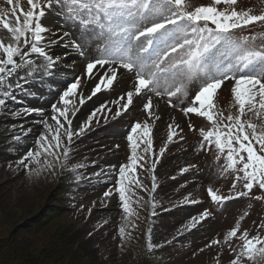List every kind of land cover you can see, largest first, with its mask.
<instances>
[{"label":"rangeland","instance_id":"rangeland-1","mask_svg":"<svg viewBox=\"0 0 264 264\" xmlns=\"http://www.w3.org/2000/svg\"><path fill=\"white\" fill-rule=\"evenodd\" d=\"M189 2L193 8L207 6L203 0ZM20 3L28 9L27 0ZM52 3L42 23L45 26L48 19L53 21L47 33L52 37L61 30L58 37L66 39L72 50H59L58 43L50 42L47 54L61 62L69 52L76 51L80 69L66 76L52 72L53 66L45 68L47 61L33 54V70L18 69V74L8 78L13 97L5 98V104L0 106V256L15 257L18 264H231L243 242L233 238L224 243L229 230L239 224L238 236L246 230L249 237L264 238V190L254 186L247 195L235 198L237 193L247 192L244 181L236 180L237 173L223 170L225 157L214 146L205 144L201 148L200 130H208L210 124L203 117L185 115L181 110L189 106L200 81L188 85L186 96L173 97L174 107L168 105L166 95L157 97L145 90L139 96L134 93L125 110L127 93L134 92V84L122 82L124 69L118 68L111 87L102 86L92 95L110 67L97 66L91 75L87 71V64L102 55L98 47L103 40L102 30L97 27L95 32L88 30L91 35L86 34L68 18L60 0ZM245 3L256 5L261 0ZM0 8L10 6L0 0ZM247 30L245 33L258 37L259 44L264 28ZM0 38L10 42L9 34L2 29ZM224 51L225 47H221L220 52ZM65 62L72 65L70 60ZM129 74L135 82L134 74ZM77 80L80 83L76 94L66 98L70 101L68 119L74 133L81 127L84 130L74 134L69 143L64 135L67 121L53 112V105L66 107L60 97ZM17 83L20 87H15ZM232 85L233 81H227L215 99L216 108L225 116L237 111ZM149 96L151 115L143 108ZM53 116L64 125L60 129L61 149L67 147L69 155L65 158L58 150L59 159L47 157L53 164L51 168L45 167V158L41 157L40 164H31L30 168L42 170L38 175L30 174L20 161L28 151L38 149L36 142L42 135L50 140L55 134L57 121ZM249 118L259 122L252 113L245 116ZM137 122L150 127L152 150L144 152L146 138L141 133L137 137V155L143 159H138L134 172L126 171L128 178H135L141 185L137 187L134 182L130 186L125 180L132 193V215H128L119 199V169L130 164L128 135ZM169 125L175 133L172 141H168ZM162 147L165 151L161 154ZM209 188L217 195L233 198L214 202ZM106 192L111 194L105 196ZM205 211L210 215L190 227ZM121 227L125 229L123 237ZM212 240L221 243L208 246ZM241 264H264V257L241 258Z\"/></svg>","mask_w":264,"mask_h":264},{"label":"snow or ice","instance_id":"snow-or-ice-1","mask_svg":"<svg viewBox=\"0 0 264 264\" xmlns=\"http://www.w3.org/2000/svg\"><path fill=\"white\" fill-rule=\"evenodd\" d=\"M64 5L65 14L76 22L78 28L89 29L95 32L99 27L102 30L103 40L98 42L102 51L100 58L87 64V71L91 75L99 66L109 65L107 73L101 76L100 83L96 84L92 95L104 88L111 87L117 77V69H124L135 76L134 92L127 93V103L123 105L126 110L132 103L135 95L143 91L152 92L157 97H168V105L174 107L173 97L186 96L188 85L200 81L198 90L192 97L189 106L181 110L185 115L195 114L203 117L210 124L208 130L201 129V148L205 144L217 149L225 157L224 171L237 173L236 180H243L247 192L237 193L235 198L247 195L254 186L264 190V35L256 41V35L240 36L233 39L234 30L253 25L264 24V12L255 15L249 10L238 11L235 9L237 0H212L211 5L192 7L189 0H60ZM10 8H0V29L9 34V41L0 38V106L5 104V98L13 97L10 89L12 84L8 78L17 73L18 69L33 70L35 61L30 57L35 54L43 57L47 64L45 68L53 66V59L47 54L42 42L45 34L50 31L43 25L42 19L46 15L45 9H51L52 0H27L28 9L25 10L20 0H4ZM224 4L229 10H220L217 6ZM68 35V33H64ZM81 48L80 44H75ZM225 47L224 52L220 48ZM219 52V56L217 53ZM83 55V52H81ZM30 74V73H29ZM227 81H233L231 95L237 111L227 116L216 108V96ZM80 81L71 83L63 92L60 100L66 106L59 109L53 105V112L64 117L68 127L64 135L71 143L74 133L71 129L72 121L68 119L67 97L77 92ZM15 87H20L17 83ZM91 98V97H89ZM183 101H181L182 103ZM80 103H84L81 98ZM152 97H147L143 105L145 111L151 115ZM33 111V110H25ZM252 113L256 120L245 119ZM95 114V113H94ZM119 115V112L117 113ZM57 121L55 134L49 140L41 136L37 140L38 149L28 151L20 161L30 174H39L41 168L31 169V164H40L44 157L45 167L51 168L53 164L47 157L59 159L60 154L67 158V147L61 149L60 129L64 125ZM89 116L88 120L91 121ZM46 127H49L45 124ZM195 130L192 125H189ZM168 141H172V126L169 125ZM51 130V129H50ZM151 129L147 123L143 126L137 122L128 135L131 146L130 164L122 165L119 169V199L123 211L132 215L131 188L128 185L141 186L135 178H128L135 171L138 159L137 137L142 133L146 139L144 152L152 150L150 138ZM136 134V135H133ZM54 141V143H53ZM165 148L160 149L162 154ZM219 159V156L217 157ZM27 161V163H26ZM155 169V163L152 164ZM182 171H187L183 169ZM242 173V175H240ZM153 176L152 190L156 188ZM235 183L233 184V188ZM210 198L217 203L233 197L217 195L211 188L208 189ZM111 193L106 192L105 196ZM258 199L260 197H257ZM210 213L205 211L198 219H194L190 227L206 219ZM239 224L229 230L224 237V243L233 238H239L242 249L231 261V264H241V258L256 259L257 255L264 257V238L259 236L249 237L245 230L238 236ZM123 237L125 229L120 228ZM220 240H212L208 246L220 244ZM152 247L151 244L148 245Z\"/></svg>","mask_w":264,"mask_h":264},{"label":"bare ground","instance_id":"bare-ground-1","mask_svg":"<svg viewBox=\"0 0 264 264\" xmlns=\"http://www.w3.org/2000/svg\"><path fill=\"white\" fill-rule=\"evenodd\" d=\"M54 24L55 23L53 21H50V19H48L47 25H45V26H47V28H50ZM55 29L58 30L57 32H59V28H55ZM57 34L54 33L53 35H51L52 37H50V34L46 33L45 34V41L42 42V46L45 47L46 50H48L49 43L50 42H55V43H58V45L61 46L59 50L64 49L65 52L68 51V50H72V47L70 48V46L68 45L66 39L64 40V39H61V38L58 37V36H60L62 34L61 30H60V34H58V35ZM75 52H69V54H68V56L66 58L68 61L70 60L72 62V65L69 64L68 62H65L66 61L65 58L61 59V62H59L58 60L57 61L53 60V67L51 68L52 72H57V71L63 72V74L65 73V76H66V74H71L72 75L76 70H79L80 69V64H79V62L75 61L76 60V54H77V53L75 54ZM121 73H123L122 82L126 81V84H130V85L134 84V78L129 73H127L125 70H122ZM95 79L98 80V77L95 78ZM96 80L93 79L92 80V84H95ZM114 82H115V80H114Z\"/></svg>","mask_w":264,"mask_h":264},{"label":"trees","instance_id":"trees-1","mask_svg":"<svg viewBox=\"0 0 264 264\" xmlns=\"http://www.w3.org/2000/svg\"><path fill=\"white\" fill-rule=\"evenodd\" d=\"M15 261V257L13 258H7L5 257L4 255L3 256H0V264H10V263H13V264H18V262H14Z\"/></svg>","mask_w":264,"mask_h":264}]
</instances>
